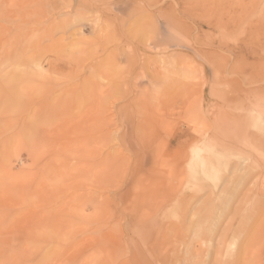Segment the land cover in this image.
<instances>
[{
	"label": "rangeland",
	"instance_id": "1",
	"mask_svg": "<svg viewBox=\"0 0 264 264\" xmlns=\"http://www.w3.org/2000/svg\"><path fill=\"white\" fill-rule=\"evenodd\" d=\"M263 233L264 0H0V264H264Z\"/></svg>",
	"mask_w": 264,
	"mask_h": 264
},
{
	"label": "bare ground",
	"instance_id": "2",
	"mask_svg": "<svg viewBox=\"0 0 264 264\" xmlns=\"http://www.w3.org/2000/svg\"><path fill=\"white\" fill-rule=\"evenodd\" d=\"M263 234H264V233H263ZM263 244H264V238H263ZM254 252H255V251H254ZM263 252H264V250H263ZM262 257H263V256H262ZM262 259H263V258H262ZM262 259H261V260H262ZM261 260H260V261H261ZM261 262H263V260H262ZM258 264H259V263H258Z\"/></svg>",
	"mask_w": 264,
	"mask_h": 264
}]
</instances>
